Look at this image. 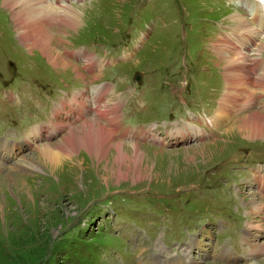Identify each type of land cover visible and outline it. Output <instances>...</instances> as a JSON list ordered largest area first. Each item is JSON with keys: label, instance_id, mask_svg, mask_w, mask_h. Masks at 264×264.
I'll list each match as a JSON object with an SVG mask.
<instances>
[{"label": "rangeland", "instance_id": "1", "mask_svg": "<svg viewBox=\"0 0 264 264\" xmlns=\"http://www.w3.org/2000/svg\"><path fill=\"white\" fill-rule=\"evenodd\" d=\"M233 1L85 0L73 4L80 18L78 29L55 26L47 35L55 37L57 53L79 68V60L66 57L65 50L106 59L99 60V70L104 69L97 73L98 80L78 69L87 77L85 83L78 79L75 66L56 67L42 50L24 42L11 11L0 0V91L7 90L0 94V139L21 141L33 126L50 121V109L39 107L38 98L57 102L80 90L79 86L93 84L108 85L107 109L119 106L116 121H100L107 129L118 125L116 134L130 127L164 131L175 124H192L199 130L179 146L141 142L142 155L128 148L121 159L111 153L101 164L81 153L77 159H86L82 168L72 162L58 163L56 172L35 150L54 144L53 149L61 152L60 139L69 132L53 144L40 141L15 158H0V264H157L164 257L179 258L181 243L191 234L204 232L201 225L235 220L224 234L218 232L220 249L230 245L227 238H235L243 225L247 227L245 221L255 216L247 203L254 201L257 209L264 204L260 193L248 187L249 166L264 164V139L250 140L230 131L253 111L264 117V97L237 110L245 100L243 93L238 94L241 89L233 90L231 101L236 100L229 106L236 111L231 117L223 115L230 91L225 76L229 67L215 49H224L226 57L236 59V51L243 46L236 39L256 37L248 26L245 29L251 33L235 29L239 23L234 20V25L233 13L248 23L251 18L242 15L243 9ZM54 44L50 47L56 53ZM261 57L264 64V50ZM120 59L125 61L119 63ZM235 61L237 66L245 65ZM91 65L95 66L93 61ZM137 74H142L140 82H136ZM113 137L114 143L126 147L135 144ZM31 161L34 169H30ZM260 218L258 223H263L264 216ZM158 237L159 244H153ZM162 239L172 246L165 248ZM152 252L159 255L154 258ZM193 257L198 260L194 264H248L209 261L196 252ZM250 262L264 264V255Z\"/></svg>", "mask_w": 264, "mask_h": 264}, {"label": "bare ground", "instance_id": "2", "mask_svg": "<svg viewBox=\"0 0 264 264\" xmlns=\"http://www.w3.org/2000/svg\"><path fill=\"white\" fill-rule=\"evenodd\" d=\"M58 1H60V4L58 6H55L52 0H4L3 6L11 11L13 21L17 23L18 30L21 31L20 37L24 42L29 41L32 48L36 47V49L42 50L43 54L49 58L50 64L56 67L59 65L60 66L63 65L65 66V68L67 67V65L75 66L76 68L75 70L77 71L75 73L78 76V79L83 80L86 83L87 77L86 76L84 77L85 74L83 75L81 71H80L81 73L78 71V69H80L79 66L72 64V62L68 59H67L68 61L65 60L66 58L64 59V57L60 53H57V47H56L57 44L56 45L54 44L56 43L55 37L53 36V38H51L47 35V33H49L50 30H53L52 28H55V26H57L56 25L57 23L60 24L59 25L60 28L61 26H63L67 30L68 27L70 29L73 28L78 29L79 27L78 24L80 19L79 14L75 11L76 8L71 6L72 2L79 0H58ZM241 2L246 3V5L250 9L249 10L247 7L243 6L242 8L245 9L246 13L245 14L242 13V15H246L248 18L250 16L251 23L250 22L248 23L244 17L238 15L237 13H233L235 15L230 18L233 20L234 25H235L234 20L238 21L239 24L235 26V29L237 31L242 30L243 32L251 33L250 30L245 29V27L248 26V29H253L254 35L256 37L250 39H242L241 40L242 42H238L239 40L236 39L235 42L243 45L242 47L240 46V49L236 51L235 54L236 59L229 57V55L226 57V55L222 53L224 49L223 50L215 49V44L218 42L220 38H218L217 42L213 44V47L216 52L221 51L218 53L219 56L228 60L227 67H229L228 68L229 71L226 76L229 80V84L232 87V89L236 90L237 92L239 91L237 89L243 90V91L240 90L238 93L240 95H242L243 93L244 95L243 98L245 101H243L241 107H239L240 109H243L248 106H252L256 104L259 98L262 99L264 97V92H263L264 64L262 63L261 60L262 57L260 56L262 55V51L264 50V13H262L263 8L261 7V5L256 1L252 2V0H242ZM249 24L252 26V28L249 26ZM254 28H256L259 32L258 33L255 32ZM222 40L223 42L228 44L229 39L225 37V35L224 38H222ZM50 44L51 46L52 44L55 45L57 54L53 51L54 49L50 47ZM261 46L263 48L262 50L260 49ZM58 48L61 51L60 47ZM226 50L228 51V49ZM228 54L231 53L228 51ZM249 59L255 60V64L252 65ZM235 60H239L238 61L239 64L245 62V65L237 66ZM95 68L96 66L93 65L88 66V70L91 73L95 70ZM229 74L232 76H230ZM95 75L96 74H92L93 80H96L98 78ZM258 90H259L258 92L259 96L256 93V91ZM231 100L232 97L230 96V94H228L226 98V102L223 106L224 116L227 115L229 116L230 114L231 117L234 115L232 113L235 110L229 105L234 103L236 98L234 97L233 101ZM107 112L110 113L108 114ZM114 114H116V117L114 116ZM118 114H119V110L116 107H114L112 111L109 109L99 111L98 114L96 115L97 116L96 118L85 121V123L81 125L82 126L81 128L70 129L69 133L63 136L62 139H60L63 143L61 152L55 151L53 149V145H54L53 143L52 146H38L37 147L38 149L35 150L38 158H41V160H43V162L50 167L49 169L51 170V172H56L57 170H59L57 166L58 163L64 164L65 162L68 163L72 162L75 163L76 166L79 165L82 168L85 165L86 159H77V156L79 154L81 155V153L86 156L85 158L91 159L92 162L100 163V164L108 160L111 157L110 156L111 153L115 154V156L112 155L113 158L117 157V159H121V157L127 155L126 154L127 151L125 152V150H127L128 148L129 151L134 155H142V150H140L138 143H135L134 145H130L129 147H126L125 144L114 143L113 135L117 139L115 131L119 130L120 127L118 125L115 126L116 124H112L111 128L107 129L103 123H102L103 125L100 123V121L102 120H105L107 122L108 121L112 122V120L116 121V119H118ZM251 114L253 115L248 120H245L246 117L241 119L240 122H242L243 120L245 121L240 123V125L236 127V129L234 130L232 129L230 131V134L238 131L241 134V136H243L244 138H249L250 140L264 139V117L261 115V113H259V111H253L251 112ZM251 114H249L247 117H249ZM190 131H193V129L190 127L184 129L183 127L175 126L172 129L170 128L167 129L165 134L167 135L168 138H174V140L177 143H180L186 140V136L189 134ZM198 131L199 130L197 129V132ZM139 132L140 134L145 135L146 139L154 140L155 142L160 143L161 145L168 144V140L166 138H163L161 134H158L156 128L149 130L142 129ZM121 136L122 135H120L118 139L121 138ZM119 141L123 142L122 140ZM113 151L115 153H113ZM9 152L12 153V151ZM30 164L32 165L30 169H34L35 164H33L32 161L30 162ZM253 185H257L258 191L261 193L260 197L264 199V171L258 172L255 175V180L253 179V181L250 182L248 187L251 189ZM253 190L252 192H256V190L255 191ZM253 204L256 203H254V201L253 202L251 201L250 204L248 203V205H250L251 212L256 211L258 215L264 213V204H262L263 208H259V209L254 208ZM258 225L263 226V224L261 223L259 224L258 221H253L251 223V226L254 227Z\"/></svg>", "mask_w": 264, "mask_h": 264}, {"label": "crops", "instance_id": "3", "mask_svg": "<svg viewBox=\"0 0 264 264\" xmlns=\"http://www.w3.org/2000/svg\"><path fill=\"white\" fill-rule=\"evenodd\" d=\"M248 119V117H246V119L245 120H247ZM245 120H243V121H245Z\"/></svg>", "mask_w": 264, "mask_h": 264}, {"label": "water", "instance_id": "4", "mask_svg": "<svg viewBox=\"0 0 264 264\" xmlns=\"http://www.w3.org/2000/svg\"><path fill=\"white\" fill-rule=\"evenodd\" d=\"M139 79H140V77H139Z\"/></svg>", "mask_w": 264, "mask_h": 264}]
</instances>
